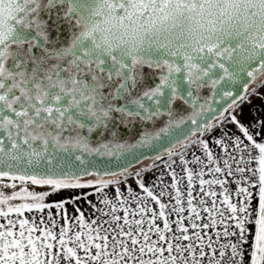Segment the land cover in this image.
Instances as JSON below:
<instances>
[{"label": "snow or ice", "instance_id": "obj_1", "mask_svg": "<svg viewBox=\"0 0 264 264\" xmlns=\"http://www.w3.org/2000/svg\"><path fill=\"white\" fill-rule=\"evenodd\" d=\"M0 264H264V0H0Z\"/></svg>", "mask_w": 264, "mask_h": 264}]
</instances>
